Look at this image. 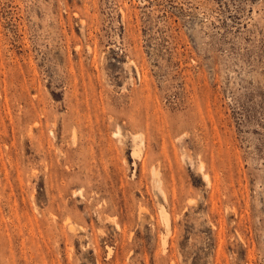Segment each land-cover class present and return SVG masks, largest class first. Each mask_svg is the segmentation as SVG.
Returning a JSON list of instances; mask_svg holds the SVG:
<instances>
[{"label": "rangeland", "instance_id": "374dc122", "mask_svg": "<svg viewBox=\"0 0 264 264\" xmlns=\"http://www.w3.org/2000/svg\"><path fill=\"white\" fill-rule=\"evenodd\" d=\"M0 264H264V0H0Z\"/></svg>", "mask_w": 264, "mask_h": 264}, {"label": "bare ground", "instance_id": "6f19581e", "mask_svg": "<svg viewBox=\"0 0 264 264\" xmlns=\"http://www.w3.org/2000/svg\"><path fill=\"white\" fill-rule=\"evenodd\" d=\"M207 176V175H206ZM158 181V180H157Z\"/></svg>", "mask_w": 264, "mask_h": 264}]
</instances>
